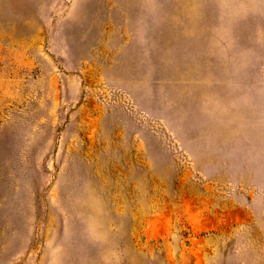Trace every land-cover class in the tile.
<instances>
[{
	"label": "rangeland",
	"instance_id": "1",
	"mask_svg": "<svg viewBox=\"0 0 264 264\" xmlns=\"http://www.w3.org/2000/svg\"><path fill=\"white\" fill-rule=\"evenodd\" d=\"M0 264H264V0H0Z\"/></svg>",
	"mask_w": 264,
	"mask_h": 264
}]
</instances>
